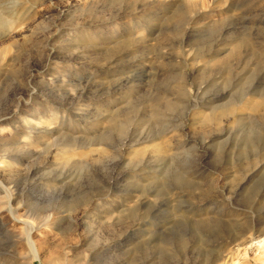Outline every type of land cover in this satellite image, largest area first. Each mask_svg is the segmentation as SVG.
<instances>
[{
  "label": "rangeland",
  "instance_id": "obj_1",
  "mask_svg": "<svg viewBox=\"0 0 264 264\" xmlns=\"http://www.w3.org/2000/svg\"><path fill=\"white\" fill-rule=\"evenodd\" d=\"M0 24V264H264V0Z\"/></svg>",
  "mask_w": 264,
  "mask_h": 264
},
{
  "label": "bare ground",
  "instance_id": "obj_2",
  "mask_svg": "<svg viewBox=\"0 0 264 264\" xmlns=\"http://www.w3.org/2000/svg\"><path fill=\"white\" fill-rule=\"evenodd\" d=\"M20 16V15H19ZM4 19V18H3ZM3 19H2V22H3ZM6 22H7V20H6ZM10 23V22H9ZM0 25H2V24H0ZM7 25V24H6ZM5 25V26H6ZM238 47L239 46H237V48H236V50H234V53H233V55H237L238 54ZM257 105V104H256ZM258 107H260V109H261V107H263L264 108V95L263 96H261V103H259V105H257V108ZM34 229H36V227H34V226H32L31 228H30V234H31V232L34 230ZM29 234V235H30ZM30 237V236H29ZM33 245V244H32Z\"/></svg>",
  "mask_w": 264,
  "mask_h": 264
}]
</instances>
